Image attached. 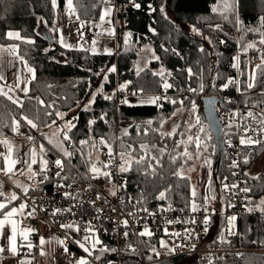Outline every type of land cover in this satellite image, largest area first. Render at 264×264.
<instances>
[{"label":"trees","instance_id":"trees-1","mask_svg":"<svg viewBox=\"0 0 264 264\" xmlns=\"http://www.w3.org/2000/svg\"><path fill=\"white\" fill-rule=\"evenodd\" d=\"M73 3L76 6L74 16L76 18L79 16V20L84 22L95 21L103 5L109 4L116 7V16L122 18L125 29L130 35V44L121 43L117 36L116 54L110 55L65 49L57 42L59 33L55 27L56 11L52 7L51 0H0V45H16L18 56H23L35 72V79L29 82L28 94L23 98L21 105L14 104L8 97L0 95V137L13 134V120L21 122L22 130L28 127L38 131L47 127L46 125L55 120L56 111L68 112L81 103L87 96L90 86L95 82L96 74L112 64L115 65L116 71L108 75L109 82L105 83L106 89L112 87L115 80L127 81L130 82L128 85L133 93H136L135 95L159 94L161 97L168 98L158 102L160 107L120 104L115 108L111 100H105L101 95H97L90 111L80 110L77 113V119L73 120L76 126L69 133L71 140L68 147L70 150L76 148L79 157L71 156L65 161L82 169L83 162L80 157L85 160V165H90L91 143L94 142V149L104 153L106 157H109L108 147L100 144L101 138L105 139L114 150V124L117 118L151 120L153 122L151 127L157 129L158 123L162 119H168L175 108L181 105L179 103L181 100L184 101L183 105L187 106L199 93L215 95L220 99L223 95L234 92L232 85L226 89H222V85L229 78L236 77V70L231 66V62L237 50L242 54L239 58L238 73L240 95L232 104L254 108L259 114L264 113V103H262L264 95H261L264 93V69H256L261 62L253 65L256 69L255 87L250 90L246 87L247 69L251 64L248 55L255 52L252 48L246 49V46L264 38L261 35L264 33V26L261 25V18L264 17V0H230L232 8L230 11H224L223 15L212 11L213 7H223L218 0H73ZM63 4L64 0H58V11L63 9ZM136 4L140 7L137 8ZM164 11H168L173 20L167 18ZM186 25L196 28L200 37L188 33L185 29ZM10 30L19 32L21 37L31 39L34 43L27 44L21 40L8 39L6 33ZM235 32L238 36L237 46ZM42 34L50 37L52 43L45 41ZM206 37L211 40L210 43L209 39H206L209 50L203 41ZM144 45L153 48L167 75L171 73L166 80L174 87L165 91L161 78L149 71H142L139 75L134 74L137 50ZM201 47L204 52L200 51ZM57 54H62L66 61L57 62L55 60ZM188 68H191L195 74L191 78L187 74ZM201 83L204 84L203 91L199 90ZM189 88L197 89V91L191 92ZM141 89L143 92L140 91ZM172 100L177 102L174 104ZM40 101H43V106ZM47 105L52 107H45ZM253 105L256 106L253 107ZM46 112H52L53 115L47 116ZM197 114L207 127L202 110L199 109ZM102 115L104 120L100 119ZM24 116L32 119L38 126L36 128L29 126L25 120L21 119ZM90 119L96 120L91 130L88 125ZM147 127L149 128L148 124ZM138 131L140 135L137 134ZM143 132V130L129 128L127 142L123 144L132 145L137 156L143 154L140 144L146 143L150 148L155 144L156 148L151 151L160 157V163L156 165L155 161H151L155 166L154 172L149 170L148 175L138 170L140 166L137 165H133L131 171L122 173L126 198L137 199L149 209L167 204H174L180 208L188 207L191 202L190 180L188 177L180 178L175 175L180 166L187 163H184L186 160L182 156H175L174 139L169 136L161 138L160 132H152L150 129L148 135H144ZM231 134V129L223 127L225 139ZM210 136V144L215 148L213 136L211 134ZM31 137L35 144L41 142V137L38 135ZM81 140H88V145L81 146ZM121 143L119 141V153L124 150ZM211 145L209 151H212ZM263 147L264 141L253 146L245 167L256 155L258 149ZM160 149L164 151L161 153ZM46 150L48 158L55 161L57 156ZM26 151L29 155L28 147ZM28 158L27 156L26 160H29ZM223 165L224 162L217 175V184L211 177L209 193L211 195L215 190L217 191L216 187L221 190L222 204L226 211L227 199L224 185H229L231 177ZM246 185L251 189L246 194L247 207L255 209L260 199L264 198V178H246ZM166 189L168 190L166 197L157 199L158 193ZM226 220L222 216L218 220L211 221L215 239L225 227ZM235 233L224 240L223 246L264 249V222L258 216L236 217ZM100 235L102 243L108 249H112L113 243L108 235L102 232ZM138 238L144 259L150 261L149 257L151 259L154 257L150 249H155L154 245L157 244L159 235ZM134 244V237L126 238L121 264L141 262L140 252ZM129 245L132 247L130 248ZM104 253L109 256V259L112 258L113 252ZM155 264H193V260L177 257ZM219 264H264V253L245 254L241 258L228 255Z\"/></svg>","mask_w":264,"mask_h":264},{"label":"built area","instance_id":"built-area-1","mask_svg":"<svg viewBox=\"0 0 264 264\" xmlns=\"http://www.w3.org/2000/svg\"><path fill=\"white\" fill-rule=\"evenodd\" d=\"M89 35L85 34L83 41H87ZM239 51H236L235 57H239ZM251 65L258 63V57L255 52H251L249 55ZM234 59L231 62V66L234 63ZM236 70V77L233 78L239 81L238 73ZM234 92L223 95L219 101L215 104V111L218 116L219 122L222 127H230L231 135L224 138V155L222 163L224 162V168L230 173V183L236 184V188H229L225 190V196L227 199V211L225 216L228 217H240L244 215H256L264 222V213L258 210L249 211L246 203V194L241 189L247 188L246 175H245V160L249 159L253 146L257 144H245L241 145V137L245 135L244 128L250 126L251 128H257V121L260 114L251 107H240L239 105H233L232 102L237 101L239 98V91L237 87L239 85H232ZM133 90L128 87L125 90L114 94L111 102L118 106L124 104L121 101L124 99L132 98ZM159 96V95H155ZM206 94H201L199 98V107H202L201 99ZM211 96V95H210ZM215 96V95H213ZM216 97V96H215ZM231 101V103H229ZM252 111L256 114L257 119L254 121L251 118H246L247 112ZM235 113V116L233 115ZM17 128H13L16 133L22 131V124ZM247 136L252 137L254 140L264 141V133H257L255 131H249ZM224 137V135H223ZM229 141L231 146L229 145ZM114 159L110 168L105 171L111 173L110 177L98 175L97 178H92L94 174H82L77 171L71 173L66 167L61 172V177H57L56 173L61 171L55 166L54 161L49 160L47 175L49 179L43 183H38L41 179L37 176L35 180H29L30 193L21 196L24 203L27 204V211L31 212L35 208V212L32 216H26L24 222L26 225L34 229L32 234V241L34 242L38 237L49 236L53 233L58 234L64 241V245L72 250H78L77 244H75L65 228L61 225L68 223H75L80 231H75L79 237L84 238L88 236L89 232H85L84 229L91 224L95 230V234L99 235L105 233L115 246V258L108 262L102 263L94 260L91 256H87V259L92 264H121L123 257L122 247L126 243L127 237H134V246L140 252L141 262L139 264H155L158 262L166 261L171 258L177 257H192L196 260L195 264H203L212 262H219L228 255L237 254L242 257L247 252H256L252 248H232L222 245L223 239L221 236L216 242H213L210 237L211 220L212 217L220 215L218 212H209L205 207L199 206L198 211L193 212L191 206L186 208L177 207L174 204H167L158 208L149 209L145 207L137 199L126 198L123 188L125 180L122 173L119 170V164L121 163L118 155H113ZM110 157L108 159V163ZM236 162V167H232L233 162ZM34 171L39 172V166L33 167ZM67 177V179H62ZM58 184L72 185L71 187H57ZM118 186L114 188L113 186ZM123 185V187H119ZM112 191H116V195L111 194ZM68 192L71 195L65 197L64 193ZM99 195L100 199H97ZM43 209V210H41ZM56 209H61L60 212L53 213ZM70 209V211H64ZM147 209L148 211H144ZM99 210V211H98ZM134 215H129V213ZM151 213V215L149 214ZM207 217V224H205V218ZM127 220V227L124 226L123 221ZM195 220V223L192 221ZM168 221H174L169 224ZM175 221H179L178 223ZM148 228L154 234H158L159 238L168 239L171 241V248L174 251H159L154 255L150 261H146L140 251L139 235L138 233ZM165 229L168 233L179 232L180 236L166 235ZM191 231L193 237L184 239L186 235L185 230ZM127 231L129 235L124 236V232ZM177 245H180L179 247ZM195 245V248H193ZM132 246H130L131 248ZM36 255V252L32 253Z\"/></svg>","mask_w":264,"mask_h":264},{"label":"rangeland","instance_id":"rangeland-1","mask_svg":"<svg viewBox=\"0 0 264 264\" xmlns=\"http://www.w3.org/2000/svg\"><path fill=\"white\" fill-rule=\"evenodd\" d=\"M105 9H111L110 15L106 17V21L108 22H101L99 18ZM164 15L167 18L173 20L172 15L168 11H164ZM61 20L62 19H60V21ZM80 22L81 21L78 20L74 15H71V20H67L66 23H62L61 25H58V23L56 22V26H57L56 28L59 32L61 30H65L69 32L68 30L69 28L73 29V32L69 33L70 36L74 37L73 41L70 39V37L63 38L67 44H71L73 46L71 49L78 50L81 46H83L84 49H89V52H91L90 49L93 47L92 41L96 40L97 41L95 45L96 53L107 54L104 52V49L107 48L111 50V54H116L117 36H119V40L121 41V43H124L125 45L130 44L129 43L130 35L128 31L125 29L124 22L121 17L118 18L116 16V7L112 5H109V4L103 5L100 10L98 18L92 22H85V26L82 29L80 28ZM97 25H100V26L97 27ZM185 29L188 33L197 35L200 37L198 32L197 33L194 32L193 28L190 25H186ZM80 31H82L83 34L87 33L89 35V39L87 41L84 42L83 40L80 39V34H79ZM126 36H127V42L125 41ZM234 36L236 38V46H237V37H238L237 32H235ZM60 40L61 38L57 37V42L61 46ZM203 41L209 50V46H208V42L206 38H203ZM252 44L255 45L252 49L255 50V53L258 57V62H261V56L264 55V44H260L259 41H255ZM65 49H68V48H65ZM238 55L241 56L242 54L240 53ZM154 57H157V56L151 46L144 45V46L139 47L137 50L135 62H134V68H133L134 74L135 75L137 74L138 69H143L142 71H149L151 74H153V72L159 73L160 69L163 66L160 64L159 60L155 59ZM55 60L61 63H64L66 61L62 54H57L55 56ZM0 61H1V58H0ZM8 62H9L8 67L6 65L3 67L0 64V76H3V79H0V88H2L5 93H7V97L10 96L12 97L13 100L22 102L24 98L22 89L25 86H28V83L32 79V74L27 72V70L24 67L23 62L19 60L18 58L9 59ZM113 66L115 65L112 64L107 69L101 70L96 74L95 82L90 86V89H92L91 92H88L87 96L75 108H73L72 110L68 112H63L66 114L63 119H58L56 117L55 118L56 124H53L51 127L47 126L38 131L37 130L34 131L33 129H29L28 127L27 128L25 127L24 130L20 131L19 133H16L13 130L12 137L9 140L11 148L13 150L12 156H18L19 159L26 160V157L27 156L29 157V155L26 153L27 152L26 147L28 146L31 149L34 148L36 150L38 157L40 158V151H39L40 145H45L44 146L45 149H48L51 153H54L57 156V158H61L64 161L66 168L71 173L79 171L85 175L93 174L90 171V166L92 163H96L97 161L100 162L97 164V166L100 167L102 171H105L106 169L103 168L102 164L108 163L109 157H106L105 154L102 152L96 151L94 147L92 146L90 147L91 148L90 149L91 155H89L90 165L89 166L85 165L84 164L85 160L83 159V157L82 158L80 157L81 162H83V165H82L83 167L82 169H79L73 164H71V162L69 161L66 162L65 161L66 158L63 157L62 153L58 151L57 148L53 146V144H50L48 140L52 139L53 141L57 143H62L68 151L73 153L72 157L73 156L79 157V153L76 150V148H73L72 150L69 149L68 143L70 141H64L62 133L58 135L56 134L57 128L58 126L63 127L65 121H68V120H71L74 123L73 117H76L77 113L80 110H83V106L88 103V101L91 99L92 94H95L96 96L101 95L102 97H104V95L113 96V94H119V92H121L119 90V86L127 83V81L115 80L114 85L112 87H110L109 89L105 88V83L107 84L109 82V79L107 82H105L103 77L105 75L108 76L110 73H114V72L108 71ZM253 69H254V66L249 64L248 69H247L248 83L250 82L249 77L252 74ZM18 76L20 77L19 87H16L18 83V80H17ZM167 77L168 75L165 70L164 78L166 79ZM128 87L130 86L128 85ZM201 94H205V93L196 94L195 99L192 100L189 105L187 106L179 105L178 107H176L174 111H176L179 108H182L183 109L182 114H177L175 117H172L171 115L168 119H165L166 122L164 123V126L162 129L160 128V122H159L157 125L158 126L157 129H159V132L167 133V132H171L174 122L180 125V127L177 129L176 134L173 136H169V138L174 139L173 152L175 156H180V157L182 156L183 159L187 161V162L184 161V163H187V164L186 165L182 164L180 166V169H178V171L182 173V176L188 177V179L190 180L191 192H192L193 186H195L196 194L202 197L203 199L202 205L206 208V210L209 212H212L215 210L214 207H216L217 212L221 214L219 218H221V216L225 212V210L223 209V205H222L221 190H218V187H216L217 191L215 190L213 194L210 195V193L208 192V190H210V186L212 183L211 171H212V163H213V157H214L213 156L214 155L213 154L214 145L210 144L211 136H210V133L208 132L207 127L204 126L203 122L200 120L201 123L199 125H196V117L198 116L197 113L200 109L198 97ZM141 96L146 97L150 95H141ZM206 96H210V95L206 94ZM145 97L135 96L131 99H128L127 104L141 105L140 101L144 99ZM193 101L196 103V106H197L195 114L191 112V103ZM118 106L114 105L115 108H117ZM138 125H139V129L137 127ZM146 125H147V121L126 120V119L117 118L114 124V147L115 148L113 150V155H118L119 157V151H118L119 141L123 143L127 142V138H126L127 135L123 134L124 130H127V134H128L129 128H134L136 130L144 131L145 129L148 128V127L146 128ZM191 125H195V127H191V131H189V127ZM201 127L204 128L203 132H199V129ZM63 130L67 131V128H64ZM197 134H199V136L201 137L200 148H197L196 143H195V136ZM34 135L35 136L38 135L39 137H41V142L39 144H35L33 140L29 141L27 139L28 136H34ZM189 135H192L194 137L192 142H187V137ZM183 142H187V150L191 154V159L183 155V152L185 150V143ZM92 144H94V142L91 143V145ZM177 144H179V147H176ZM210 145L212 147V151H209ZM6 155H8V150L5 149V147H3L2 144H0V156H2L3 160ZM134 155L136 154L134 153ZM44 158L48 160L47 154L44 156ZM249 165H251L249 168L250 173L258 174L256 177L264 178V147L263 149L262 148L258 149L256 155L246 165L245 168H247ZM21 172H23V174H21ZM21 172H19L20 178L22 181L26 182L28 177L30 176V173L27 171L26 167L25 169H22ZM0 173L4 176L6 181L11 182V179H9L8 175L3 174V172H0ZM215 184H217V181L215 182ZM13 185L15 184L13 183ZM6 190H11L10 186L6 187ZM21 192H23L22 189H21ZM213 196L215 197L214 199L212 198ZM205 197H208V199L205 200ZM195 202L196 204H198V201L195 200ZM189 205H192V203L190 202ZM228 228H229V225H228ZM228 228H227V232H228ZM234 229H235V222H233V226L231 230L235 231ZM161 240L165 241V243L167 244V247L161 246L160 244ZM161 240L159 241V247H158L159 250L163 252L169 251V248H171V241L168 239H164V238H162Z\"/></svg>","mask_w":264,"mask_h":264},{"label":"snow or ice","instance_id":"snow-or-ice-1","mask_svg":"<svg viewBox=\"0 0 264 264\" xmlns=\"http://www.w3.org/2000/svg\"><path fill=\"white\" fill-rule=\"evenodd\" d=\"M218 2L220 4H222L223 7L222 8L213 7V9H212L213 12H220V14L223 15L224 11H230L231 10L232 4L230 3V0H218ZM51 3H52L53 9H55L56 6H57V0H51ZM135 6L137 8L140 7L139 4H136ZM65 7H66L67 12L70 15H75L76 14V6L74 5L73 0H66ZM161 10L163 11V9H161ZM110 11H111V9H105L104 10V12L100 15V18H99L101 22H108V21H106V17L108 15H110ZM225 18H227V17H225ZM77 19L79 20V16H77ZM261 25L264 26V17L261 18ZM84 26H85V22L81 21L80 22V28L82 29V28H84ZM99 26L100 25H97V27H99ZM78 31H79V29H78ZM193 31L197 32L198 30L196 28H193ZM79 34H80V39L82 40L84 34H83L82 31H80ZM261 35L264 36V33H261ZM6 37L9 38V39L21 40L22 42L27 43V44H33L34 43V41L31 40V39H26V38L21 37L19 32L9 31V32L6 33ZM206 39H209V42L211 43L210 38L206 37ZM125 41L127 42V36L125 37ZM60 43H61L62 47H65V48H68V49H71L73 47L71 44H67L64 41L63 37H61ZM96 43H97L96 40L92 41L93 47L90 49L92 54L96 53V48H95ZM221 43H223V41H221ZM259 43L260 44H264V38H262L259 41ZM254 46H255L254 44L249 43V44H247L246 49L247 48H253ZM7 50L8 49L0 47V52L7 51ZM78 50L89 51V49H84L83 46H81ZM165 51H167V49H165ZM173 51H175V50L173 49ZM200 51L204 52L203 47L200 48ZM11 52L13 54L17 53V47L16 46H12L11 47ZM104 52L109 54V55L111 54V50H109L107 48L104 49ZM17 58L23 62L24 67L27 70V72L31 73L32 74V78L35 79L34 69L28 64L27 60L24 59L23 56H17ZM154 58L155 59H159V57H154ZM233 59H234L235 62L233 63L232 67L239 69V57H234ZM256 69H264V55L261 56V63L256 66ZM256 69H253L252 74L249 77V81L250 82L246 85V87L249 90L255 87ZM142 70L143 69H138L137 70V75H139L140 71H142ZM108 71L109 72H115L116 71L115 66L110 68ZM187 74H188L189 78H191L192 76L195 75L191 68L187 69ZM153 75L154 76L155 75H159L161 77L162 87H163V89L165 91L167 89H169V88L174 87L173 84L168 83V81L164 78L165 77V70L163 69V67L160 69L159 73L153 72ZM168 75H171V73H168ZM0 79H3V76H0ZM103 79H104L105 82H107L108 81V76L105 75L103 77ZM17 80H18V83H17L16 87H19V81H20V77L19 76L17 77ZM128 83H130V82H127L125 84L120 85L119 86V90L123 91L124 89H126L128 87ZM239 83H240V81L235 80L233 78H229L227 80V82L222 85V89H226V88L229 87V85H233V84L239 85ZM214 86L215 85H213V87ZM101 88H102V86H101ZM203 88H204V84L201 83L199 85V90L203 91ZM188 90L191 91V92H196L197 91V89H194V88H189ZM22 91L24 92L25 95H27L29 89H28L27 86H25L22 89ZM140 91L143 92V89H141ZM237 91H240L239 87H237ZM135 94L136 93H133V95H135ZM0 95L7 96V93H5L2 88H0ZM261 95H264V93H261ZM8 99L12 100V103H14V104H18V105L22 104V102L17 101V100H13L12 97H10V96H8ZM104 99L105 100H111L112 96L104 95ZM161 99H168V98L167 97L150 95V96H146L144 99H142L140 101V103L143 104V105H155L157 107H160V104L158 102ZM95 100H96V95L92 94L91 99L88 101L87 104H85L83 106V110L84 111H89L91 109V105L93 103H95ZM121 102L124 103V104L128 103L127 99H124ZM171 102L175 104L177 101L172 100ZM40 103L43 106V101H40ZM179 103L183 106L184 101L181 100V101H179ZM208 103L210 105L214 106L215 100L214 99H210L208 101ZM229 103H231V101H229ZM262 103H264V101H262ZM255 106L256 105H253V107H255ZM45 107H52V105H47ZM196 107H197L196 103L193 101L191 103V112L193 114H195V112H196ZM182 111H183V109L179 108L176 111H174L171 115H172V117H175L177 114H182ZM45 114L47 116H52L53 115L52 112H46ZM65 115H66L65 113H61L59 111L55 112V116L58 119H63ZM233 115L235 116V113H233ZM246 118H251L254 121L257 119L256 114H254L252 111H248L247 112ZM21 119L25 120L27 122V124L29 126H31L32 128H36L38 126L32 119H29L27 116L21 117ZM75 119H77V117H73V120H75ZM100 119L104 120V116L102 115L100 117ZM165 122H166V120H164V119L161 120V122H160V128L161 129L163 128ZM95 123H96L95 119H90L88 121V125H89V129L90 130H91L92 125H94ZM152 123L153 122L151 120L147 121V124L149 125V129L152 132H159V129L151 127ZM200 123H201L200 122V118L197 116L196 117V125H199ZM12 124H13V128L14 129L20 126L18 124V122L15 121V120H13ZM53 124H56L55 120H53L51 122V124H48L46 126L51 127ZM257 124H258V126L255 129L251 128L250 126H247V127L244 128L245 135L241 137V140H240L241 145L261 143L260 140H254V139H252V137L247 136V133L249 131H255L257 133H264V113L260 114V117H259V120L257 121ZM75 126L76 125L71 120L65 121L63 127L58 126L56 134L58 135V134L62 133L63 140L64 141H70L71 137L69 136V133L72 131L73 128H75ZM232 126L233 125L231 123H229L228 127L230 128ZM137 127L139 129V125ZM179 127H180V125L176 124L174 122L171 132H167V133L160 132L159 134L161 135V138H164L165 136H173V135L176 134L177 129ZM191 127H195V125H191L189 127V131H191ZM64 128H67V131H64L63 130ZM149 129H145L143 134L144 135H148L149 134ZM203 131H204V128L201 127L199 129V132H203ZM123 134L127 135V130H124ZM137 134L140 135V132L138 131ZM27 139L29 141H32L33 137L28 136ZM193 139H194V137L192 135H189L187 137V142H192ZM48 142L50 144H53V146L55 148H57V150L62 153L63 157L68 158V157H71L73 155V153L68 151L64 147V145L62 143H57V142L53 141L52 139H49ZM187 142H183V143H185V150L183 152V155L185 157H188L189 159H191V154L187 150ZM0 143H4V144L7 145V144H9V141L0 140ZM88 143H89L88 140H81L80 141L81 146L88 145ZM195 143H196V147L200 148V146H201V137L199 136V134H197L195 136ZM100 144L101 145H105L106 147H108V155L110 157L109 163L103 164V168H105V169L110 168L111 163H112V161L114 159V157H113V149H112V147L110 145H108L107 141L105 139H103V138H101ZM229 145L231 146L230 141H229ZM91 146L95 147V144H92ZM121 147H122V149H124L123 151H121L119 153V157H120V160H121V163L119 164V170H120L121 173L131 171L132 168H133V165H137V166H140V168L138 170H142L145 175H148L149 174V170H153V172H154V167L155 166L153 165V163L151 161H155L156 165H159V163H160V157L155 155V153L151 151V149H155L156 148L155 144L151 145V148L146 143L140 144V149L143 152V154L138 155V156L134 155L136 150H135V148L132 145L125 146L123 144V142H122L121 143ZM176 147H179V144H177ZM39 151H40L39 172L33 170V165H36L38 163L37 153H36V150L34 148L30 149V152H31L30 160L20 161V160L12 158V148L11 147L8 148V155H6L4 157V165H3L2 168H0V172H3V174L8 175L9 179H11L12 175H15V171L14 170L16 168L17 163H23L25 165L27 171L29 173H31V175L28 177L29 180H35L37 176H40L41 179L38 181V183H43L44 181H47L49 179V177L47 175L49 161L44 158V156L46 155L47 150L45 149L44 145H40ZM159 151L162 153L164 150L160 149ZM89 155H91V153H89ZM173 160H175V157H173ZM54 163H55V166L58 169L61 170V171H58L56 173V176L57 177H61V172L63 171V169L65 167L64 161L61 158H57L54 161ZM98 163H100V162L97 161L96 163H92L91 166H90V171L94 174L92 178L95 179V178H97L98 175H103L105 177H110L111 173L108 172V171H102L101 168L97 166ZM245 163H247V159L245 160ZM236 166H237L236 162L234 161L233 164H232V167H236ZM9 174H11V175H9ZM21 174H23V172H21ZM175 175H177L180 178H185V177L182 176V173L180 171H177L175 173ZM246 175H247V173H246ZM62 179H67V177H62ZM16 186L20 187L25 195L29 191V187L24 186L22 184L17 183ZM66 186L67 187H71L72 185H64V184H58L57 185V187H66ZM113 187L117 188L118 186L114 185ZM119 187H123V185H121ZM230 187L231 188H236L237 185L236 184H232L231 186H229V185L225 184L224 185V190L227 191V190H229ZM2 188H3V185H2V183H0V196H5V194L2 191ZM167 191H168L167 189L164 190V191H160L158 193L157 199H164L166 197V192ZM241 191L247 193V192H250L251 189L244 188V189H241ZM111 194L113 196H115L116 195V191H112ZM64 195L67 198L71 194L68 193V192H65ZM196 195L197 194H196V191H195V186H193V189H192L193 202H192V205H191V210L193 212L198 211V206H197V204L195 202ZM18 198L19 197L15 193H12L10 196H5V200L7 201L6 203L5 202H0V217H2V218H0V235L3 234V229L6 226H10V235H8V237H7L9 246H8L7 249H5L3 247H0V253H3L4 251L7 250V251L11 252L13 255H15V254H17V249L19 247H24L25 246V245H22V244L18 243V239H17V236H18L17 223L18 222L14 219V217L18 213L23 214L24 210L27 207V204L26 203H20L18 207L12 206V207L9 208V205L12 204L14 201H16ZM212 198L214 199L215 197L213 196ZM97 199H100L99 195L97 196ZM207 199H208V197H205V200H207ZM5 209H7V211H5ZM35 210L36 209L33 208L31 212L27 213V216H29V217L32 216L34 214ZM41 210H43V209H41ZM253 210H258L261 213H264V198L260 199L259 203L256 204L255 209H249V211H253ZM60 211H61V209H56L55 212L53 213V215H55L56 212H60ZM64 211H70V209H65ZM144 211H148V210L144 209ZM149 214L151 215V213H149ZM129 215H134V213L130 212ZM235 220H236L235 216H232V217L228 218V225H229L228 234L229 235H235L236 234L235 232H233L231 230V228L233 226V222ZM173 222L174 221H168L169 224H171ZM175 222L178 223L179 221H175ZM204 222H205V224H207V222H208L207 217L205 218ZM192 223H195V220H193ZM123 224H124L125 227H127L128 221L127 220L123 221ZM61 227L65 228V229H73L75 231H80L79 227L77 225H75L74 222L73 223H68V224H63V225H61ZM33 231H34V229H32V228H28V227L21 228V229H19V236L22 237L24 241H28L29 234L32 233ZM84 231L92 233V236H95V230L92 228L90 223H89V226L84 229ZM185 232H186V235L184 236V239L197 238V237H193L191 231H189L188 229H186ZM165 234L166 235L180 236L179 232L168 233L167 229H165ZM128 235H129V233L127 231H125L124 232V236L127 237ZM138 235L141 236V237H145V236L151 237L153 235V233L151 231H149L148 228L146 227L144 229V231L139 232ZM92 236H85L83 238V241H77V243L83 249V251L85 253H87V256H92L93 255V251L97 250L96 246L100 245L102 243L99 240V238H96V239L93 240ZM221 239H223V237H221ZM90 240L92 241L91 242V247L87 246V242L90 241ZM45 243H46V241L43 238H41L40 239V245L43 246ZM57 243H59L60 245H63L64 241L63 240H57ZM253 243H256V241H253ZM160 244H161L162 247H167V244L165 243L164 240H161ZM26 246L29 249H31L33 247V245L30 242L27 243ZM177 246L179 247L180 245H177ZM193 248H195V245H193ZM64 251L65 252L68 251L67 247L64 248ZM98 251L101 252V253H104V252H107V251L115 252L116 249H114V248L113 249H108L107 247L102 246V247H100L98 249ZM133 251H135V249H133ZM153 251L155 252V249H153ZM172 251H174V249L173 248H169V252H172ZM41 255H46V253L43 250H41ZM157 255H158V253H157ZM96 259H100V257L97 256ZM149 259H151V257H149ZM20 264H31V262L22 260L20 262ZM75 264H90V262H89V260L87 258L81 257V258L75 260ZM210 264H211V261H210Z\"/></svg>","mask_w":264,"mask_h":264},{"label":"crops","instance_id":"crops-1","mask_svg":"<svg viewBox=\"0 0 264 264\" xmlns=\"http://www.w3.org/2000/svg\"><path fill=\"white\" fill-rule=\"evenodd\" d=\"M65 3H66V0H64L63 9L61 11H58V0H57V6L55 8V11H56L55 23L57 22L58 25H61L62 23H66L67 20H71V15L67 12L66 7H65ZM60 19H62V20L60 21ZM55 27H57L56 24H55ZM68 30H69V32H67L65 30H61L59 32L57 30V32L59 33V36L58 37L59 38H61V37H63V38L70 37V39L73 41L74 40V37L73 36H70V34H69V33H72L73 32V29L69 28ZM10 31H14V30H10ZM7 32H9V31H7ZM14 32H17V31H14ZM85 34H87V33H85ZM11 40H16V39H11ZM12 46H16V45H14V44H10V45H0V47L5 48V49H8L7 51L0 52V58H1L0 64L3 67L5 65L8 67L9 66V62H8L9 59L17 58V56H18V52L15 53V54H13L11 52V47ZM28 86H29V83H28ZM23 95L25 97L24 92H23ZM135 96L136 97H145V96H141V95L140 96L139 95H134L133 97H135ZM5 97H7V96H5ZM141 105H143V104H141ZM11 137H12V135L11 136H7V137H3L2 136V137H0V140H7V141H9ZM0 144H2L3 147H5V149H7V150H8L9 147H11L10 141H9V144H7V145L4 144V143H0ZM30 149L31 148L28 147V150H29V159L31 157ZM12 154H13V150H12ZM12 158L13 159L20 160V161H24L23 159H19L18 156H12ZM37 158H38V163L36 165L39 166V157H38V155H37ZM49 160L50 159L48 158V161ZM3 165H4V160H3L2 156H0V168H2ZM36 165H33V167L36 166ZM64 165H65V163H64ZM251 165H249L247 168H245V175L247 173L246 178H255L258 175V174L250 173V169L249 168H250ZM65 167H66V165H65ZM22 169H25V165L23 163H17L16 168L14 170L15 171V175H12L11 182L6 181V179L4 178V176L0 173V183H2V185H3L2 191L5 194V196H10L12 193H15L19 197L16 201H14L12 204L9 205V208L12 207V206L18 207L20 203H24L22 201V199H21V196L24 195V192H21V188L16 186L17 183L22 184L24 186L27 185V187H29L28 193H30L29 179H27V181L25 182V181H22L21 178H20L19 172H21ZM9 175H11V174H9ZM30 175H31V173H30ZM13 183L15 185H13ZM9 186H10V189L11 190H6V187H9ZM208 192H209V190H208ZM5 196H0V202H5V203L7 202L5 200ZM195 200L198 201V204H197L198 207L199 206H203L202 205L203 199H202V197L200 195L197 194ZM192 202H193V197H192V192H191V203ZM189 206H191V205H189ZM223 207H225V206H223ZM214 208H215V210H217L216 207H214ZM5 211H7V209H5ZM226 211H227V206H226ZM225 212H224V214L222 216L225 217L226 219H228L229 217L228 216H225ZM27 213H28V211H27V209H25L23 214L18 213L14 217V219L18 222L17 223V227H18V236H17L18 243L19 244H22V245H25V246L24 247H19L17 249V254H15V255H13L11 252H9L7 250L4 251L3 253H0V264H20V262L22 260L23 261H30L31 264H75V260H77V259H79L81 257L87 258V253H85L83 251V249L79 245H77L78 250H72V249L68 248V246H66L64 244L63 245H60L59 243H57V240H62V238L58 234H56V233H53V234H51L49 236H45V237H38L33 242L32 241V234H33V232H32V233L29 234L28 241H24L23 238L19 236V229L25 228V227L31 228L30 226L26 225L25 222H24V219L27 216ZM220 215H218L217 217H212V220L213 219L218 220V218H219ZM0 218H2V217H0ZM227 224H228V220H226L225 227L223 229H221V231L217 234V238L216 239L214 238V234H213L214 231H212L213 230V227L211 225L210 237H211V239H212L213 242H216L221 236H223V241H222V245H223L224 240L228 236H231L227 232V228H228V225ZM66 230L68 231L69 235L71 236L73 242L74 243L76 242L75 244H78L77 241H83V238L82 237H79L76 234L75 230H73V229H66ZM233 232H235V231H233ZM8 235H10V226H6L3 229V234L0 235V247H3L5 249L8 248V246H9L8 239H7ZM154 235H156V234H154ZM154 235H152V236H154ZM88 236H92V233H88ZM95 237L96 238H99V240L102 242L101 235L100 234L99 235L95 234V236H92V239L94 240ZM41 238H43L46 241V243L43 246L40 245V239ZM143 238H148V237L145 236ZM160 240H161V238H158L157 244L154 245L155 246V252H152L153 249H150V251H151L150 253L151 254L153 253V256L160 251L159 248H158L159 247V241ZM29 242L33 245V247L31 249H29L26 246V244L29 243ZM91 242H92L91 240L88 241L87 242V246L91 247ZM111 245L115 249V246L113 244H111ZM102 246L107 247L103 243H101L100 245H97L96 246L97 250L93 251V255L91 257L94 260H97L99 262L102 261L104 263V261H105V263H108V262L112 261L115 258V252H113L112 258L109 259V256L105 255V253H101V252L98 251V249L100 247H102ZM124 246L125 245H123V247H122V253H123ZM129 246H131V245H129ZM65 247H67V249H68L67 252L64 251V248ZM232 248H235V247H232ZM246 249H249V248H246ZM252 249L259 250V251H256V252L255 251L254 252H247L245 254H250V253H255V254H257V253H264V249H257V248H252ZM41 250H43L46 253V255H41ZM140 251L142 253L141 247H140ZM33 252H36V255H33L32 254ZM232 255H236V256L239 257V255H237V254H232ZM97 256H99L100 259H96ZM185 257H187V256H185ZM187 258L193 260V264L196 263V260L194 258H192V257H187ZM225 258L223 260H225ZM223 260H221L219 262H212L211 264H219ZM121 262H122V260H121ZM90 264H92V263L90 262ZM203 264H210V262L209 263H203Z\"/></svg>","mask_w":264,"mask_h":264},{"label":"water","instance_id":"water-1","mask_svg":"<svg viewBox=\"0 0 264 264\" xmlns=\"http://www.w3.org/2000/svg\"><path fill=\"white\" fill-rule=\"evenodd\" d=\"M42 36L45 41H47L48 43H52V39L50 37L45 36L43 34ZM91 90L92 89H90L89 92H91ZM210 99H214L215 104L220 103V101L215 96H204L201 99V103H202L201 110L203 112L209 133L213 136L215 143L214 157H213L212 171H211V177L213 182L215 183L217 181V175L219 173L224 155V137H223L221 124L219 122L218 116L215 111V104L213 106L208 103Z\"/></svg>","mask_w":264,"mask_h":264}]
</instances>
